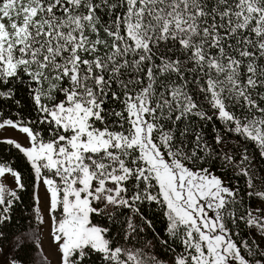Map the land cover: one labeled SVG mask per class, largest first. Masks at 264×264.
Listing matches in <instances>:
<instances>
[{"label":"snow or ice","instance_id":"1","mask_svg":"<svg viewBox=\"0 0 264 264\" xmlns=\"http://www.w3.org/2000/svg\"><path fill=\"white\" fill-rule=\"evenodd\" d=\"M24 76L50 138L10 119L0 129L29 140L5 142L44 186L43 201L34 199L51 216L59 264H90L93 256L162 264L115 246L109 229L92 221L128 208L142 221L129 218L130 239L153 227L139 207L145 202L180 237L175 264H250L243 251L255 253L232 238L235 217L226 215L236 191L198 163L213 149L193 121H221L224 134L254 143L264 157V0H0V84ZM214 140L222 144L224 135ZM7 174L24 188L20 173L0 164V178ZM6 193L17 198L0 183V223L10 218ZM247 224L264 236V218L249 213Z\"/></svg>","mask_w":264,"mask_h":264},{"label":"trees","instance_id":"2","mask_svg":"<svg viewBox=\"0 0 264 264\" xmlns=\"http://www.w3.org/2000/svg\"><path fill=\"white\" fill-rule=\"evenodd\" d=\"M23 79L24 83L13 80L7 85L0 84V91H8L9 89L13 91L11 98H0V122L8 119L20 121L24 126L40 133L44 140H48L50 138L48 125L39 123L41 114L36 110L32 100L28 78L24 76ZM32 87H35V85H32ZM193 125L202 126L201 130L205 141L213 149L209 156H205L204 161L198 163H201L203 167L210 168L224 181L226 186L236 191L235 201L230 203L226 210V215L231 212L234 214L236 221L235 224L229 222L233 234L232 238L238 245L246 241L251 246L255 255H248L246 250L243 251L250 264H256L258 259L264 264L263 259L258 256L259 252L264 251L255 244L253 233L244 224L246 213L251 210V206L257 201L264 202V199L257 195L258 193H264V157L257 152L252 142L243 139L238 141L240 138L236 136L238 146L234 147L229 140L231 134H224V125L219 120L214 119L206 123L194 120ZM217 134L224 135L222 144L217 145L215 143L214 137ZM5 141V139H0V164L10 166L19 172L24 188L17 190L16 185L12 188L7 187L10 190L17 191V198L13 199L6 193V198L13 199V203L8 213L10 218L0 223V254L4 253L11 261L15 259L18 264H46L37 248V239L32 234L38 226L37 206L34 199L35 173L24 154L14 145H9ZM185 143H188V141L186 140ZM190 147L191 145H189ZM245 149L247 150L246 154L249 156V161L245 163L247 176L243 175L240 170L234 169L235 164L231 165L225 159L226 156H232L233 163H235L239 160L242 150L245 154ZM257 171L260 172L262 178L256 176ZM249 180L251 181V187H249ZM0 183H3L1 179ZM139 207L141 212L152 221L153 227L145 228L142 232L138 231L130 239H125L127 221L131 218L138 227L142 224V221L139 216L128 208L110 209L109 213L103 216L94 215L92 221L109 229V239L113 241L115 246L142 249L146 256H154L162 264H174L176 257L183 253L180 237L168 235L166 231L168 221L158 205H149L145 202ZM109 215H111V219H109ZM164 240H167L166 244L162 242ZM90 264H103V261L93 256Z\"/></svg>","mask_w":264,"mask_h":264},{"label":"rangeland","instance_id":"3","mask_svg":"<svg viewBox=\"0 0 264 264\" xmlns=\"http://www.w3.org/2000/svg\"><path fill=\"white\" fill-rule=\"evenodd\" d=\"M230 134H231V137L229 139L231 141L230 143H232V145L234 147H237L238 141H241L242 138L238 139V141H237L235 138V134H232V133H230ZM0 139H5V140L12 139L15 142L20 143L24 147L29 146V140H28L26 134L20 132L18 129H13L11 127H6L3 129H0ZM253 145H254V147H256L257 152L260 154L259 148L254 143H253ZM243 152L244 151L242 150L241 155H239L238 161H236L235 163H233V162L231 163V165L235 164L233 167L234 169H237L240 171L242 168L245 169V167H246L245 163H247V161H245L244 163H241V158H242ZM256 176H258L259 178H262V175L260 174L259 171H257ZM0 179L9 188L14 187V185H15L14 178H12L10 176V174H7L6 179H4V178H0ZM34 192H35V195L39 194V196L41 197V200L43 201L45 189H44V186L42 185V183H39L37 180L35 183ZM35 202H36V200H35ZM36 206H37V209H39V212H37L38 226L35 229L34 233H32V234L35 235V237L37 239V248L39 249L40 256L42 257L44 263H46V264H59V256H58V253L56 250V245L53 242L52 234H51V232H52L51 216L49 214V211H48L45 203H43V202L37 203L36 202ZM249 213H251L253 217L264 218V202L263 201H257L256 203H254L251 206V210H249V212L246 213L247 215H246L245 220H244L245 226L248 229H250L254 235L253 240H254V242H256L255 244L260 249H263V251H264V236H262L260 234V231H259L257 226H255V225L249 226L247 224V220L249 219ZM56 215L58 216L59 213H57ZM257 255H258V253H257ZM258 256L260 259H263V261H264V256H261L260 252H259ZM10 262H11V260L4 253L0 254V264H10ZM168 264H172V263H168Z\"/></svg>","mask_w":264,"mask_h":264}]
</instances>
